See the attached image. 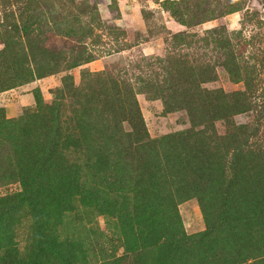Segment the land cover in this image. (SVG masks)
<instances>
[{"label":"rangeland","instance_id":"1","mask_svg":"<svg viewBox=\"0 0 264 264\" xmlns=\"http://www.w3.org/2000/svg\"><path fill=\"white\" fill-rule=\"evenodd\" d=\"M166 1L0 0V121L20 119L0 122V264H264V239L248 254L236 231L264 187L262 161L239 159L264 148V0ZM22 92L33 103L9 113ZM91 94L95 114L77 106ZM73 117L109 139L68 163L77 195L38 213L30 149Z\"/></svg>","mask_w":264,"mask_h":264},{"label":"trees","instance_id":"2","mask_svg":"<svg viewBox=\"0 0 264 264\" xmlns=\"http://www.w3.org/2000/svg\"><path fill=\"white\" fill-rule=\"evenodd\" d=\"M166 3H168V11L171 10V8L179 11V9L186 7V3L183 0H169L166 1ZM231 10L237 9L231 7L228 8L227 12H231ZM142 12L143 11L141 10V13ZM142 17H144L143 13ZM180 23L183 25L185 24V22L181 21ZM73 33L74 35L76 34L75 31H68V34ZM189 34L190 33H177L173 36L174 41H177L175 39H178V41H184L185 37ZM89 61H91V57L86 59L85 62ZM72 64V66H77L79 63L74 62ZM88 74L91 78L103 76L108 73L98 71ZM149 81H152V79L150 78ZM73 90H76V88L66 87V90H59L60 95L58 99L48 107V111L50 112V115L53 116L54 120H57L58 118L61 119L60 113L62 106L67 102L68 97L74 95L75 92H70ZM95 98V94H91V96L87 97L86 100H83L84 102L77 104V106L84 108L83 110L88 107V109L95 114L97 107L95 108V106H92L93 104H97L94 100ZM88 105H91V107ZM69 120L71 123L67 122L68 124L59 120L58 123H56L55 128L53 126L44 131L41 135L42 140L40 143L37 144L33 150L30 149L32 155L29 157L27 163L28 170L23 174V177H21L24 188L21 196L24 200L26 199L29 205L38 213H42L46 208H50V202H53V204L55 202L56 205L64 207L67 200L75 194L77 195L81 185L76 172L73 170V167L76 165H70L68 163L72 157H78L84 152H86L87 157L95 155L98 150L100 151L101 148L105 147L104 140L109 139L105 137V134H108V132H104L103 128H101L100 125H96L95 122L89 123L90 125H88V127H80L77 125V120L74 117ZM0 122H8L10 124L18 125L20 119L3 118ZM27 143L29 142H26L25 144ZM243 158H248L249 165L252 166H255L256 163H253L251 160L262 161L257 165V172L255 171L254 175L258 176V180L264 182V166H261L264 165V148H260L259 150H247L240 154L239 159L241 160ZM262 185H264V183ZM260 195H262V201L256 205V208L254 207L251 212H248L247 210L245 211V215L248 219L247 221H243L240 217H236L240 222L236 229V231H239V238L246 240L247 237H245L244 232L250 231V236L248 238L249 240L254 241V244L256 245V248L254 249H247L248 254H252L253 251L256 252L257 249H261L260 244L264 239V235H261L264 231V187L261 188ZM197 198L199 202H202V197L199 193ZM38 248L39 250L49 248L52 251L57 252L58 245L53 243V241L47 242L45 237H41Z\"/></svg>","mask_w":264,"mask_h":264},{"label":"crops","instance_id":"3","mask_svg":"<svg viewBox=\"0 0 264 264\" xmlns=\"http://www.w3.org/2000/svg\"><path fill=\"white\" fill-rule=\"evenodd\" d=\"M48 80V79H44ZM33 103V96L30 92H22L19 95H17V99L8 103V109L9 113L16 114L19 112L22 106L30 105Z\"/></svg>","mask_w":264,"mask_h":264}]
</instances>
